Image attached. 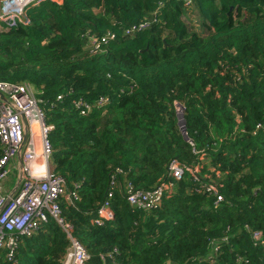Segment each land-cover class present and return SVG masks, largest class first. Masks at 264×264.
<instances>
[{"label":"trees","instance_id":"trees-1","mask_svg":"<svg viewBox=\"0 0 264 264\" xmlns=\"http://www.w3.org/2000/svg\"><path fill=\"white\" fill-rule=\"evenodd\" d=\"M188 1L42 0L28 24L0 19V82L45 100L54 172L78 189L62 218L90 264H264V0ZM174 162L191 172L170 177ZM162 183L174 191L158 207L128 203ZM110 192L113 219L97 227ZM69 246L49 218L0 264H64Z\"/></svg>","mask_w":264,"mask_h":264},{"label":"built area","instance_id":"built-area-1","mask_svg":"<svg viewBox=\"0 0 264 264\" xmlns=\"http://www.w3.org/2000/svg\"><path fill=\"white\" fill-rule=\"evenodd\" d=\"M26 2H2L0 8L4 15L0 14V19L12 16L28 24L26 9L30 4L28 0ZM186 3L189 5L190 1L186 0ZM150 27L149 22L138 23L125 34L134 36ZM116 38L113 33L100 38L92 37L89 47L91 50H97L109 45ZM62 99L63 96H59V100ZM109 102L107 98H102L98 106L105 107ZM74 106L80 115H87L95 105L80 98L74 101ZM35 129H38L37 132ZM52 129L30 85L0 82V144L3 147V155L0 158V252L9 248L8 259L14 262V253L20 237H33L49 218H53L62 227L70 243L64 264H90V253L74 236L73 226L62 218L60 199L65 198L66 202L74 207L73 201L78 199V189L69 193L66 180L54 172V148L49 138ZM38 143L41 146L40 154L37 151ZM16 158L19 160L16 168H19L21 183L14 192L4 196L2 183L8 178L12 161ZM38 160L43 162L42 167L35 165ZM186 171L191 172L174 162L169 168V176L180 180ZM173 191L172 183H162L152 190L129 191L127 201L133 207L154 209ZM113 197L114 193L110 192L93 217V225L103 227L105 221L113 219ZM222 201L223 198L218 195L216 204ZM259 237L258 232L254 233L255 239Z\"/></svg>","mask_w":264,"mask_h":264},{"label":"rangeland","instance_id":"rangeland-1","mask_svg":"<svg viewBox=\"0 0 264 264\" xmlns=\"http://www.w3.org/2000/svg\"><path fill=\"white\" fill-rule=\"evenodd\" d=\"M9 0H5V1H3V3H5V2H8ZM55 2H58L59 0H54ZM28 2H29V4H30V6L31 5H39L41 2H42V0H28ZM2 3V4H3ZM25 3H27L26 2V0H25ZM1 6V5H0ZM28 9V8H27ZM27 9H26V11H27ZM0 14L1 15H4V13H2L1 12V8H0ZM34 92L36 93V91L34 90ZM36 98H37V100H38V102H39V106H40V108L41 109H43L44 110V112H45V108H46V106H45V100H43L42 98H41V96L39 95V94H37L36 95ZM41 101H43V102H41ZM179 110V113H181V109H178ZM37 130L38 129H35V132H37ZM39 137V136H38ZM18 162H19V160H18V158H16L15 160H13L12 161V166H13V169L11 170V172L9 173V176H8V178H7V181H6V183H8V185L10 184H12L14 181L13 180H15V179H19V168H16V165H18ZM37 167H42L43 166V162L41 161V160H39L36 164H35ZM52 165H53V168H54V163L52 162ZM3 253V252H2Z\"/></svg>","mask_w":264,"mask_h":264},{"label":"crops","instance_id":"crops-1","mask_svg":"<svg viewBox=\"0 0 264 264\" xmlns=\"http://www.w3.org/2000/svg\"><path fill=\"white\" fill-rule=\"evenodd\" d=\"M37 151H38V153L40 154L41 153V146H40V144L38 143L37 144ZM39 161V160H38ZM37 161V162H38ZM36 162V163H37ZM13 169V166H11L10 167V171ZM19 180H20V178L19 179H15V180H13L14 182L10 185H8V183H6V181H7V179L2 183V194L4 195V196H6V195H10L12 192H14L16 189H17V186H18V183H19Z\"/></svg>","mask_w":264,"mask_h":264},{"label":"water","instance_id":"water-1","mask_svg":"<svg viewBox=\"0 0 264 264\" xmlns=\"http://www.w3.org/2000/svg\"><path fill=\"white\" fill-rule=\"evenodd\" d=\"M179 118H180V121H181V122H180V126H181V128H182L183 133L185 134V127H184V124H183L184 119H183V117H182V113H179ZM26 139H27V136H25V140H26ZM20 183H21V181H19L17 187H19Z\"/></svg>","mask_w":264,"mask_h":264}]
</instances>
